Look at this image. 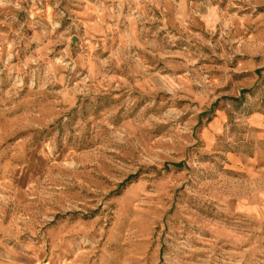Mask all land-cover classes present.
I'll list each match as a JSON object with an SVG mask.
<instances>
[{"label": "rangeland", "instance_id": "obj_1", "mask_svg": "<svg viewBox=\"0 0 264 264\" xmlns=\"http://www.w3.org/2000/svg\"><path fill=\"white\" fill-rule=\"evenodd\" d=\"M0 264H264V0H0Z\"/></svg>", "mask_w": 264, "mask_h": 264}]
</instances>
